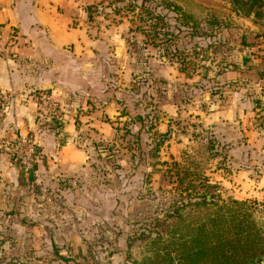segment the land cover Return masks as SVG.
Wrapping results in <instances>:
<instances>
[{"label":"rangeland","instance_id":"obj_1","mask_svg":"<svg viewBox=\"0 0 264 264\" xmlns=\"http://www.w3.org/2000/svg\"><path fill=\"white\" fill-rule=\"evenodd\" d=\"M142 2L93 0L86 6L90 22L132 26L126 39L134 60L128 68L134 71L137 109L114 122L113 141L90 143L89 168L83 174L47 185L35 181L22 189L12 181L0 185V264H168L154 252L164 246L162 237L173 225L174 208L179 206L185 216L202 212L188 205L190 184L198 188L202 178L209 179L221 204L237 192L230 188L246 180L234 175V159L256 178V141L244 151L227 147L203 126L196 115L202 102L186 86L220 92L215 89L217 70L231 48L215 37L221 29L258 21L246 19L235 0H146L147 6H158L166 32L173 36L166 52L161 35L156 47L149 42L154 33L147 13H141ZM169 4L192 16L199 25L196 33ZM108 7L119 11L117 16L107 17ZM211 20L221 27L212 31ZM175 63L196 80L175 79ZM250 86L256 90V84ZM251 92L256 98V91ZM251 191L241 196L251 201L252 209H246L264 228V196Z\"/></svg>","mask_w":264,"mask_h":264},{"label":"crops","instance_id":"obj_2","mask_svg":"<svg viewBox=\"0 0 264 264\" xmlns=\"http://www.w3.org/2000/svg\"><path fill=\"white\" fill-rule=\"evenodd\" d=\"M92 2L0 0V32L14 30L17 34L10 51L0 52V89L10 96L0 121V139L10 124L18 122L22 132L31 133L39 146L30 170L0 149V185L12 181L22 189L35 181L47 185L83 174L89 168L90 143L113 141L117 135L114 122L126 119L137 109L134 100L138 94L132 90L134 71L128 68L134 60L126 39L132 26L128 22L88 21L86 6ZM107 9V17L119 12ZM97 14L101 17L102 13ZM245 18L258 23L221 29L215 37L232 51L218 66L215 89L220 92H198L197 84L186 86L194 99L202 102L196 115L203 126L217 133L227 147L234 145L244 151L254 147L256 141V178L234 159L238 166L234 175L246 177L237 182L242 186L230 188L237 191L232 194L238 200H247L241 195L250 190L264 196V13L261 18ZM247 36L252 43L244 42ZM176 66L175 79L196 80L195 74H186ZM251 67L256 69V80L248 78L254 71ZM249 84H256V90ZM249 90L256 91V98ZM43 94L56 101V113H42ZM173 106L178 113V107ZM123 109L125 113H121Z\"/></svg>","mask_w":264,"mask_h":264},{"label":"trees","instance_id":"obj_3","mask_svg":"<svg viewBox=\"0 0 264 264\" xmlns=\"http://www.w3.org/2000/svg\"><path fill=\"white\" fill-rule=\"evenodd\" d=\"M145 1L142 2L141 13H147L154 33L149 42L156 47V40L161 35L162 42H165L168 49L166 52H169L171 45L168 44L173 41V36L166 32L164 16L158 12L157 5L155 8L149 7ZM235 3L247 16H263L264 0H235ZM167 7L176 14L180 13L184 17L181 20L184 25H188L196 33L199 25L192 22V16L183 13L175 4ZM210 24L212 31L221 27L216 20H211ZM208 35L214 34L211 32ZM244 42L252 43L251 36H247ZM251 68L252 71L256 70ZM180 70L186 72L183 66ZM249 75L251 77L248 78L256 80V71ZM261 75L264 77V74ZM204 179H201L200 187L190 184L186 190L190 193L188 205L202 212L185 216L180 214L179 206L175 207L171 215L174 219L173 225L166 232V237H162L164 246L154 252L155 256L161 257L168 264H264V228L255 220L254 212L247 210L252 209L251 201L232 198L228 201L222 200L219 204L210 190L212 186L209 179ZM253 203L258 204L257 200Z\"/></svg>","mask_w":264,"mask_h":264},{"label":"built area","instance_id":"obj_4","mask_svg":"<svg viewBox=\"0 0 264 264\" xmlns=\"http://www.w3.org/2000/svg\"><path fill=\"white\" fill-rule=\"evenodd\" d=\"M17 34L14 30L0 32V52L8 53L15 44ZM41 111L44 115L56 113L58 105L48 94L41 96ZM10 96L0 89V121L6 114L7 102ZM0 149L4 150L9 157L26 169H33L36 158L39 155V146L34 136L28 132H22L20 124H10L7 134L0 139Z\"/></svg>","mask_w":264,"mask_h":264}]
</instances>
